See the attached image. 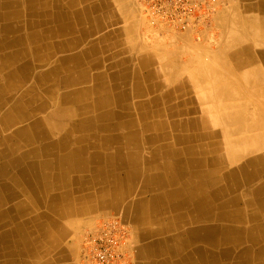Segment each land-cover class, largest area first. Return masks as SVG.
<instances>
[{"label":"crops","instance_id":"0c3cea01","mask_svg":"<svg viewBox=\"0 0 264 264\" xmlns=\"http://www.w3.org/2000/svg\"><path fill=\"white\" fill-rule=\"evenodd\" d=\"M246 2L255 7L258 0H235L236 15L230 12V0L229 6L220 8L206 22L202 40H195L191 33L156 27L163 28L160 32L149 26L139 0L38 1L55 10L65 8L68 25L73 27L69 38L81 37L84 47L97 45L101 62L96 71H105L108 78L104 82L117 99L111 133L138 135L134 142L117 138L112 146L73 148L84 151L79 161L52 164V172L62 168L63 174L52 176L42 171L41 176L37 173L38 177L15 184L0 179V194L7 199V206L0 208V264H81L85 231L112 215L119 217L128 231V264H194L184 256L194 250L195 243L169 240L177 228L172 223L167 234L166 227L169 213L178 216L192 211L193 206L184 207L182 196L172 193L165 155L161 149H152L146 137L166 131L180 136L204 132L212 136L205 142L219 148L218 154L245 149L242 139L247 130L235 134L225 117L249 121L264 113V15L246 9ZM214 28L219 31L214 33ZM125 120L128 125L134 123L124 127ZM179 121L181 126L166 130ZM153 122L160 124L161 130L146 128ZM74 131L83 133L80 128ZM28 145L35 147L36 143ZM213 152L207 154L211 163L216 157ZM91 153L112 157L96 161ZM188 157L185 181H194V175L205 170L198 167L195 155ZM226 161L221 165L225 171L234 166ZM201 179L213 180L208 175ZM7 184L9 188L3 186Z\"/></svg>","mask_w":264,"mask_h":264},{"label":"bare ground","instance_id":"6f19581e","mask_svg":"<svg viewBox=\"0 0 264 264\" xmlns=\"http://www.w3.org/2000/svg\"><path fill=\"white\" fill-rule=\"evenodd\" d=\"M38 1L0 0V160L4 158V163L0 164V179L14 184L34 179L42 171L52 176L65 173L62 168L54 173L51 167L54 162L63 165L64 160L79 161L84 151L73 148L83 149V145L89 148L91 144L112 146L117 138L120 142L122 138L134 142L138 135L137 132L111 133L115 126L113 104L117 99L104 82L108 78L105 71H96L101 62L97 45L84 47L81 37L69 38L73 27L70 29L68 25L65 8L60 6L55 10ZM232 1L230 12L236 15L235 0ZM245 8L256 9L264 15V0H258L255 7L248 3ZM160 26L164 27H157ZM239 118L231 116L225 120L231 122L235 134L247 130L242 139L245 149L224 155L218 154L219 148L205 142L212 136L204 132L180 136L173 133L176 131H166L152 133L145 140L152 149L163 151L167 160L165 174L170 176L172 193L182 196L184 207L193 206L192 211L178 216L169 213L166 227L167 234L171 233L172 223L177 228L168 236L169 240L176 239L184 245L195 243L194 250L184 256L194 264H264V113L256 114L249 121ZM129 120L121 125L127 127L134 123L133 120L128 125ZM179 123L173 122L166 130ZM159 125L153 122L146 128L160 129ZM76 128L83 133L75 132ZM33 142L35 147L28 145ZM67 148L73 150L60 154ZM213 151L216 157L211 163L207 154ZM191 154L196 156L198 167L205 171L194 175V181H185ZM90 157L99 161L111 160L112 156L91 153ZM226 160L234 164L227 171L221 169ZM205 175L213 180L203 181L201 178ZM8 184L3 186L9 188ZM6 200L0 194V208L7 206Z\"/></svg>","mask_w":264,"mask_h":264},{"label":"built area","instance_id":"2783aa9c","mask_svg":"<svg viewBox=\"0 0 264 264\" xmlns=\"http://www.w3.org/2000/svg\"><path fill=\"white\" fill-rule=\"evenodd\" d=\"M215 0H141L153 26L162 25L177 31L194 28L210 14ZM84 264H128V231L116 215L101 220L84 237Z\"/></svg>","mask_w":264,"mask_h":264},{"label":"rangeland","instance_id":"374dc122","mask_svg":"<svg viewBox=\"0 0 264 264\" xmlns=\"http://www.w3.org/2000/svg\"><path fill=\"white\" fill-rule=\"evenodd\" d=\"M140 2V5H141V8H142V13L144 12L143 10V6H142V2L141 0H139ZM230 4V0H215L213 1V5H212V10H210V14H208V16L204 17L202 20H200V22L194 27V28H190L186 31H177L181 34H187V33H191L190 35L193 37V39L195 40H202V33L204 31V26L205 24L208 23V21L210 22L211 18L213 17V15L221 8H225L227 6H229ZM216 8V9H215ZM143 15L145 16V19L147 20V23L149 26H151L152 28L156 29L157 26H153L148 18L146 17L145 13H143ZM207 22V23H206ZM165 28V26H164ZM163 28H157L156 30H159L161 32ZM175 30V29H174ZM217 31H219V28H214L213 32L214 33H217ZM167 35V34H166ZM87 232V230L85 231V233ZM85 237V234L83 236V240H82V246H81V264H84L83 262V247H84V238Z\"/></svg>","mask_w":264,"mask_h":264}]
</instances>
